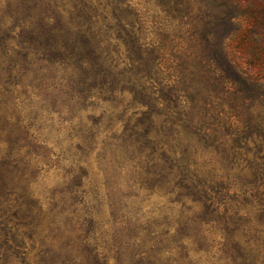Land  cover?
Wrapping results in <instances>:
<instances>
[{"label": "trees", "instance_id": "16d2710c", "mask_svg": "<svg viewBox=\"0 0 264 264\" xmlns=\"http://www.w3.org/2000/svg\"><path fill=\"white\" fill-rule=\"evenodd\" d=\"M155 6L172 8L181 46L161 30L149 38L130 0H0V264H264V146L227 127L223 99L249 78L209 45L227 20L184 0ZM203 72L222 98L201 114ZM43 114L71 133L59 145L62 221L35 192L54 155ZM140 196L177 214H131Z\"/></svg>", "mask_w": 264, "mask_h": 264}, {"label": "rangeland", "instance_id": "374dc122", "mask_svg": "<svg viewBox=\"0 0 264 264\" xmlns=\"http://www.w3.org/2000/svg\"><path fill=\"white\" fill-rule=\"evenodd\" d=\"M130 1L134 9L146 20V34H149V38L161 30L171 43L177 44V46L183 44V41L180 40L181 37L184 38L183 34L180 33L182 31H180L176 22L167 17L168 13L172 12L171 7L168 6L165 9L168 13L165 11L162 14L155 6V0ZM184 1H188V5L191 6V10L196 16L209 17L213 24L218 22L217 19L227 20V23L223 26L221 24L211 26L213 28L211 30L216 34L210 37L209 45L211 44L212 48H218L220 44L223 45L228 57L238 64L244 75L249 78L244 85H228L229 93L223 98L226 105L225 112L228 115L227 127L242 130L243 134L241 136L247 139L249 145H251L250 141H254L256 144L264 146V0ZM228 22L236 28V31L231 35ZM210 76L204 72L198 76V95L195 97V103L199 108L198 112L201 114L204 113V108L207 110L216 108L217 110L218 103L221 102L222 98L217 96V82L211 79ZM183 106L186 105L183 104ZM89 115H84L82 121L87 128L93 126L94 122L88 119ZM99 115L98 111L94 114L95 118ZM61 118L63 117H59V115L48 116L43 114L38 116L39 124H42V134L48 140L49 148L54 150V155L51 159V168L45 167L47 173L39 175L35 192L40 195L44 205L43 209L46 213H50L49 215L53 217V221H62L63 219L60 218L64 217V215H61L62 209L57 205L59 193L62 190L61 177L64 172L62 169L64 166L66 168V164L62 162L63 154L59 151V145H62L65 149L66 138L71 134L68 129L69 125ZM107 121H104L103 129L110 127ZM209 123H212V121ZM214 126H217L216 121ZM256 129L258 132L254 134ZM245 131L246 133H244ZM96 153L94 150L89 156V161L92 164L95 163ZM130 201L128 200L130 204L128 207L131 214L142 215L145 219L156 216L158 223H168L173 218L171 216L177 214L179 209V207L170 205L164 199L154 197L140 196L138 199ZM138 204L141 207H138ZM107 219L108 215L106 213L102 218L103 228L99 230V233H101L98 235L102 243L108 242L110 239L107 236L109 233H105L108 229Z\"/></svg>", "mask_w": 264, "mask_h": 264}]
</instances>
